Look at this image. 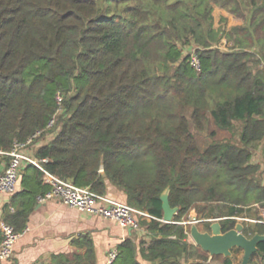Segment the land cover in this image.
I'll list each match as a JSON object with an SVG mask.
<instances>
[{
  "label": "trees",
  "instance_id": "1",
  "mask_svg": "<svg viewBox=\"0 0 264 264\" xmlns=\"http://www.w3.org/2000/svg\"><path fill=\"white\" fill-rule=\"evenodd\" d=\"M215 7L243 24L215 28ZM58 94L35 157L100 195L107 180L151 217L112 264H233L188 241L180 223L198 205L228 207L222 233L254 210L243 235L264 234V171L251 160L264 142V0H0V150L44 130ZM209 122L230 136L200 149L191 129ZM19 184L5 217L16 231L49 190L33 166ZM166 190L173 223L161 221ZM74 244L33 264H96L88 236ZM249 264H264V241Z\"/></svg>",
  "mask_w": 264,
  "mask_h": 264
},
{
  "label": "crops",
  "instance_id": "2",
  "mask_svg": "<svg viewBox=\"0 0 264 264\" xmlns=\"http://www.w3.org/2000/svg\"><path fill=\"white\" fill-rule=\"evenodd\" d=\"M50 139V137L41 138L30 148L31 153L35 156L36 150ZM8 161V156L0 155V174L4 171ZM262 180L264 184V174ZM105 184V195L125 203L126 198L122 191L111 185L107 180ZM44 185L46 184L44 183ZM11 200L12 196L0 193V223L5 222L6 215L13 212L11 210L13 209ZM194 212L195 210L192 209L188 213L187 220H198L199 222L196 224L198 226L205 227L208 225L210 227L214 222L220 223L224 220V218L218 220L195 218ZM198 226L196 227L198 228ZM23 229H26V232L16 243L12 259L3 262V264H33L38 261H46L54 254L69 256L76 251H80L74 242L84 235L88 236L93 242L96 264H106L108 251L111 248H117L119 244L134 233L129 234V231L122 230L113 222L80 213L58 201L36 203ZM188 230L190 229L188 228ZM81 252H84V249Z\"/></svg>",
  "mask_w": 264,
  "mask_h": 264
},
{
  "label": "built area",
  "instance_id": "3",
  "mask_svg": "<svg viewBox=\"0 0 264 264\" xmlns=\"http://www.w3.org/2000/svg\"><path fill=\"white\" fill-rule=\"evenodd\" d=\"M191 65L198 69L199 63L196 56H192ZM56 101L58 110L44 130L36 132L24 143L15 142L9 153L0 150V155H6L10 158L4 171L0 174V193L10 196L15 194L18 191L22 170L26 166H33L42 173L43 182L49 186L47 192L36 198L37 203L58 201L80 213L113 222L122 230L140 232V221L151 219L146 213L105 194H97L89 187L76 186L70 181L63 180L49 173L43 167L46 159H38L31 153L30 148L40 141L43 136L47 138L53 137L50 132L55 127L57 116L61 114L62 96L58 94ZM198 222V220H187L180 224L187 227L196 225ZM25 232L26 229L16 231L12 225L6 222L0 223V264L12 259L15 245ZM186 234L190 237V230H187ZM116 257L117 248H111L107 253L106 264H112Z\"/></svg>",
  "mask_w": 264,
  "mask_h": 264
},
{
  "label": "rangeland",
  "instance_id": "4",
  "mask_svg": "<svg viewBox=\"0 0 264 264\" xmlns=\"http://www.w3.org/2000/svg\"><path fill=\"white\" fill-rule=\"evenodd\" d=\"M213 26L215 28L218 27H223L224 30L229 31L232 27L238 26L243 24L244 20L241 18L236 17L234 14L230 13L227 9H223L220 7H215L213 10ZM221 18L223 19L222 21ZM224 41V40H223ZM221 44V49H224L225 45V41ZM58 116L56 118V122H57ZM192 132L195 135V140L196 143L198 145V147L200 149H204L212 140H217V141H224L227 138H229V133L228 132H220L217 131L214 127V125H212V123H208L205 126V129L201 132H196L195 130L191 129ZM215 130L216 131V136L215 138H211L209 136V133ZM252 163H254L255 165L260 166V168L264 171V142L261 145V147L256 150L253 155H252ZM198 209L200 210V212H197L195 210L194 212V217L195 218H206V219H214V220H218V219H222L223 215L225 212L228 211V207L224 206V205H218V204H207V205H198ZM260 215H262L264 217V210H259ZM255 211L254 210H248L245 213L242 214V216H245V220H242V218H238L237 219V223L243 224V223H247V224H254L255 222L253 221L255 218ZM249 219V220H248ZM195 226V225H193ZM198 226V225H196ZM192 226H188V228L190 229ZM198 229L200 231L205 230L206 232L209 231V227L208 225H206L205 227L200 225L198 226ZM188 241L192 244L195 245V243L193 242L191 237H188ZM242 256H243V251L241 249L238 248H234L231 251V255L229 256V258L232 259L233 264H240L241 260H242Z\"/></svg>",
  "mask_w": 264,
  "mask_h": 264
},
{
  "label": "water",
  "instance_id": "5",
  "mask_svg": "<svg viewBox=\"0 0 264 264\" xmlns=\"http://www.w3.org/2000/svg\"><path fill=\"white\" fill-rule=\"evenodd\" d=\"M163 212L162 222L172 223L177 208H172L168 200V190L160 196ZM208 232H200L196 226L190 228V237L195 245L212 256L229 257L234 248L241 249L243 256L240 264H249L251 256L256 252L258 243L264 241V234H256L251 238L243 235V225L236 223L235 227L222 233L219 222L210 225ZM131 234V231H129Z\"/></svg>",
  "mask_w": 264,
  "mask_h": 264
}]
</instances>
